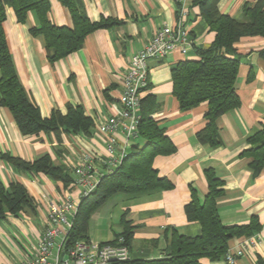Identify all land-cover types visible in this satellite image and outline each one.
<instances>
[{
  "label": "crops",
  "instance_id": "1",
  "mask_svg": "<svg viewBox=\"0 0 264 264\" xmlns=\"http://www.w3.org/2000/svg\"><path fill=\"white\" fill-rule=\"evenodd\" d=\"M257 1L220 0L218 6L222 13L242 19L245 4ZM83 2L93 21L108 20L110 24L88 34L81 49L54 63L47 58L43 37L30 31L38 25L36 14L30 12L27 20L20 23L14 9H7L4 28L14 66L42 116L50 117L55 110L65 114L69 106H81L93 124L89 131L61 133L60 141L54 132L22 135L11 111L0 106V154L28 162L50 156L55 165L67 167L74 179L65 184L52 175L21 170L0 158V181L7 187L12 182L22 183L32 198V205L18 213L7 211L0 218V264H18L37 254L39 240L47 227L50 200H82L84 187L76 184L74 169L83 156H92L99 173L110 169L105 163L108 136L99 126L121 112L120 96L131 57L160 28L175 25L182 10L186 12L194 48L186 54L175 50L163 58L151 59L150 85L144 93V98L150 97L155 103L154 119L175 145L172 154L157 155L153 160L154 168L173 187L135 196L114 194L92 214L87 240L97 243L116 240L124 232L125 216L133 226L128 245L130 264L165 258L172 252L174 231L192 237L202 233L200 222L188 218L186 205L193 191L204 201L209 192L207 172L211 170L223 181V192L217 200L222 222L245 225L257 218L261 225L255 243L248 244L233 264H256L259 258L264 259V170L255 174L250 165L252 158L242 154L250 147L249 137L264 128V59L259 54L264 48V37L245 36L235 45L240 57L237 92L241 104L218 118L222 144L212 147L197 137L208 123V103L183 111L173 90L172 69L183 60L196 59V49L209 47L215 38L194 0ZM49 19L59 26H72L69 11L59 0H51ZM118 137L117 157L125 146L124 134L119 133ZM143 144L141 138L134 139L126 151L130 153L134 146ZM75 216L70 213L71 219ZM248 238L231 239L227 252H237ZM60 241L57 238L58 245ZM60 256L67 254L62 250ZM225 256L217 260L204 257L201 264H230Z\"/></svg>",
  "mask_w": 264,
  "mask_h": 264
},
{
  "label": "trees",
  "instance_id": "2",
  "mask_svg": "<svg viewBox=\"0 0 264 264\" xmlns=\"http://www.w3.org/2000/svg\"><path fill=\"white\" fill-rule=\"evenodd\" d=\"M59 1L68 9L72 26H59L49 19L51 0H0V106L11 111L22 135L54 132L60 141L63 132L89 131L92 119L81 106L72 105L65 114L55 110L50 117L42 116L40 108L19 80L4 28L9 7L14 9L20 23L27 20L30 12H34L38 25L31 27L30 31L43 37L47 58L54 63L81 49L88 34L110 24L108 20L93 21L84 9L83 0ZM219 2L194 0V4L200 8V16L215 32V38L209 47L196 49V59L183 60L172 69L173 90L181 110L187 111L202 102L208 103V123L197 133V137L212 147L222 144L218 118L241 104L237 92L240 57L235 45L245 36L264 37V0L245 4L242 19L222 13ZM259 54L264 59V48ZM154 109V101L150 97L143 98L138 127V138L144 141L143 146H134L121 164L104 173L96 188L82 198L69 234L68 246L88 239L92 214L114 194L123 192L135 196L173 187V183L160 176L153 166L157 155H169L175 151V145L154 119ZM248 141L250 147L242 154L252 158L250 165L255 174H259L264 170V128L250 136ZM0 158L21 170L52 175L65 184L74 181L68 168L55 165L50 156L33 162L8 154H0ZM207 178L209 192L204 201L193 191L191 201L186 205L188 218L200 222L202 233L192 237L174 231L171 236L172 252L165 258L142 264H201L204 257L217 260L227 253L231 239L251 237L259 232L261 225L257 218L245 225H226L222 222L217 200L223 192V181L216 178L211 170L207 172ZM30 205L32 198L22 183L12 182L7 187L0 181V218L5 217L7 211L18 213ZM123 222L124 232L120 236L125 237L129 245L133 226L125 216ZM256 264H264V259L259 258Z\"/></svg>",
  "mask_w": 264,
  "mask_h": 264
},
{
  "label": "built area",
  "instance_id": "3",
  "mask_svg": "<svg viewBox=\"0 0 264 264\" xmlns=\"http://www.w3.org/2000/svg\"><path fill=\"white\" fill-rule=\"evenodd\" d=\"M194 48L186 20V12L182 10L175 25H165L160 28L141 50L130 59L129 67L123 81V91L120 96L122 109L120 114L104 120L99 129L108 136V158L105 163L110 166L106 172L119 166L127 155L126 148L138 138V127L141 120V107L144 93L150 85L149 61L153 58H163L170 52L179 50L188 53ZM125 136L121 155L116 156L120 143L118 134ZM76 184L84 187L83 197L88 196L97 186L100 177L92 163V156L86 154L75 169ZM81 202V201H80ZM80 202L66 198L62 201L50 200L47 212V227L39 240L37 254L18 264H130L131 254L125 237L118 236L114 242L97 243L90 240H79L68 246L69 234L73 226L70 213H77ZM57 238H60L59 245ZM256 235L247 239L245 246L237 252L228 251L226 260L233 264L244 253L248 244L255 243ZM56 246H59L56 248ZM63 250L67 257L60 256Z\"/></svg>",
  "mask_w": 264,
  "mask_h": 264
}]
</instances>
